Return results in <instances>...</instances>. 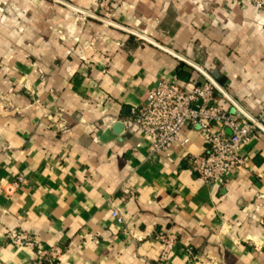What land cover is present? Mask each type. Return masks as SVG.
<instances>
[{
	"label": "crops",
	"instance_id": "1",
	"mask_svg": "<svg viewBox=\"0 0 264 264\" xmlns=\"http://www.w3.org/2000/svg\"><path fill=\"white\" fill-rule=\"evenodd\" d=\"M189 64L215 75L225 112L256 118L264 15L249 0H0V264H38L12 230L60 248L53 264H264V135L222 185L178 145L100 141L157 83L200 81ZM179 136L205 151L195 130ZM159 233L175 237L165 261Z\"/></svg>",
	"mask_w": 264,
	"mask_h": 264
},
{
	"label": "built area",
	"instance_id": "2",
	"mask_svg": "<svg viewBox=\"0 0 264 264\" xmlns=\"http://www.w3.org/2000/svg\"><path fill=\"white\" fill-rule=\"evenodd\" d=\"M249 1L264 11V0ZM104 4L101 2L99 7L104 8ZM102 21L106 25L112 23L109 16L102 17ZM204 74L191 86L176 82L157 83L145 103L132 109L130 116L120 122L126 132L147 142L149 153L167 152L178 145L182 149V159L193 174L205 184L222 185L244 167L240 152L247 148L252 138L264 135V112L256 118L242 111L235 114L225 112L216 95L217 91L222 93L221 88L219 91ZM186 127L203 138L205 151L201 155L190 154L186 147L188 141L180 138V132ZM92 141L97 142V138L94 136ZM22 183L23 179L18 178L14 185ZM112 218L122 222L117 211L112 212ZM6 239L15 248L32 249L38 264H53L62 252L57 247L44 250L20 230L10 231ZM155 240L162 246L159 259L165 261L174 247L175 237L159 233Z\"/></svg>",
	"mask_w": 264,
	"mask_h": 264
},
{
	"label": "water",
	"instance_id": "3",
	"mask_svg": "<svg viewBox=\"0 0 264 264\" xmlns=\"http://www.w3.org/2000/svg\"><path fill=\"white\" fill-rule=\"evenodd\" d=\"M142 40H145V39H143V38H141ZM186 63V62H185ZM189 65H191L196 71H198V72H200V73H202V74H204L203 72H201L198 68H196L195 66H193L192 64H189ZM205 75V77H207L208 79H210L212 82H213V84L215 85V87L219 90V91H221L220 89H219V86L217 85V83H216V81H215V75L214 74H212V73H209V74H204ZM133 134L132 133H129V132H126L125 131V128H124V126H123V124L120 122V121H118V122H116L111 128H110V130L108 131V132H105L104 134H103V138H101L100 139V141L101 142H103V143H105V142H108V141H110V140H113L114 138H116V137H122V138H130L131 136H132Z\"/></svg>",
	"mask_w": 264,
	"mask_h": 264
},
{
	"label": "rangeland",
	"instance_id": "4",
	"mask_svg": "<svg viewBox=\"0 0 264 264\" xmlns=\"http://www.w3.org/2000/svg\"><path fill=\"white\" fill-rule=\"evenodd\" d=\"M254 5V4H253ZM255 6V5H254ZM260 13H262L264 15V11H260Z\"/></svg>",
	"mask_w": 264,
	"mask_h": 264
},
{
	"label": "trees",
	"instance_id": "5",
	"mask_svg": "<svg viewBox=\"0 0 264 264\" xmlns=\"http://www.w3.org/2000/svg\"><path fill=\"white\" fill-rule=\"evenodd\" d=\"M178 78H181V76L178 74Z\"/></svg>",
	"mask_w": 264,
	"mask_h": 264
}]
</instances>
